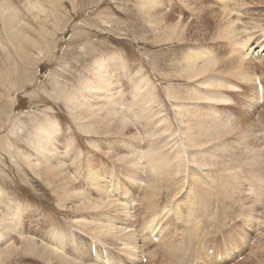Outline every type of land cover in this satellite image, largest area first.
I'll return each instance as SVG.
<instances>
[{"label":"rangeland","instance_id":"obj_1","mask_svg":"<svg viewBox=\"0 0 264 264\" xmlns=\"http://www.w3.org/2000/svg\"><path fill=\"white\" fill-rule=\"evenodd\" d=\"M160 1L162 6L157 8L156 13L151 12L155 16L152 18L148 12L140 10L139 0H58L56 5L44 3L43 0H0V5L6 4L9 9L16 10L18 20L15 28L7 31L3 29L0 23V191L2 193L0 207L5 206L8 201L19 205L21 224L14 217L8 218L7 221L12 226L14 224L21 226L23 232L33 237L34 245L44 242L52 246L53 242L48 239V236L52 234H49L51 231H58L60 235H64L63 240L67 243L65 249L63 248L64 253L67 254V259L71 261L79 254V251L83 252L84 256L81 255V257L84 261L88 260L87 248L92 243L91 234L87 232H84L83 235L77 234L75 229L73 230L70 226V220L75 216V213L67 210L66 207L59 206L55 194V190L60 188L59 179L47 174L42 169H27L23 158L17 154L19 152L22 155L31 156L33 150L28 141H32L35 126H46L49 121L58 124L60 127V131L56 134L58 136L57 141L61 145H59L60 151H62L63 144L66 143L65 140L67 141L69 138L74 142L76 153L77 150L81 151L74 166L70 164L68 159L64 158V174L68 176L79 191L82 188L84 191L87 187L86 168L88 165L94 166V170H96L94 172L99 173V176H105L108 180L111 177L112 180L120 181V184L124 183L120 173L111 170L110 158L103 155L106 152L104 147L106 137L103 133L96 130L94 124L91 134L85 135L80 129L84 128L86 123L72 119L71 110L76 113L80 112L78 105L82 98L87 97L92 100L84 88L87 83L93 81L92 75L95 74L94 70H96L97 63L103 62L104 66L109 67V73H115L110 79L111 82L115 83L113 86V88L116 87L115 91L121 92L118 95L120 102L129 103L132 101L131 89L133 84L137 83L138 77L145 76L143 78L148 79L155 86L159 98L158 107L163 110V113L156 111L158 114L155 116L156 118L164 114L165 111L171 128L179 131L185 127L179 123L180 118L175 117L176 110L173 105L187 104V107L189 105L190 108H201L209 113L216 111L223 116L228 114L227 117L232 121L242 122L240 129L247 132V136H245L247 139L244 144L255 147L264 158V56L257 59L249 57L245 64L249 77L258 79V83L263 85L261 96L263 103L259 104L256 82H254L255 86L251 88L246 83L232 77V74L227 73V71L233 66L229 62L221 60L228 52L229 40L222 41L217 38L218 26H221L223 21L217 13L220 7H216V1ZM233 1L230 0V5ZM35 3H40L43 9L42 13L28 12V6ZM237 7L241 9L239 13L242 14V18H239L243 23V26L236 25V22L234 24L236 28L238 27L235 34L239 44L246 40L248 35L252 46H255L256 43L264 44V0H244L243 3L239 2ZM160 12L164 16V21L155 30L150 23L155 26V20H158L157 16ZM164 25L167 27V32L163 29ZM173 28L178 35L176 40L165 41L169 30ZM243 29L248 32L243 31ZM14 31H19L20 34L11 35ZM18 38L19 40H17ZM13 42L15 44H12ZM193 49L210 51L216 58L219 57L213 70L209 72L210 74L201 78L202 80L206 77V80H200L201 82L194 81L188 75L182 74L183 59ZM114 61L124 63L127 74L123 73L121 68L116 70ZM215 75L229 84L228 87L220 89L221 91L217 90L223 97V102L212 107L210 103L195 101L194 98L200 95H212L211 92L204 93L198 90L201 89L199 85L208 84ZM93 82L95 83V80ZM168 89L171 91V95H181L187 100L184 102L168 100L166 96ZM70 99L74 105L67 107L66 102ZM118 111L127 114L128 118L125 121L130 128L128 127L129 130L123 133L125 140L133 135L142 138L144 135H141V128L144 127L146 130V127L143 124L139 125L138 122L134 124L130 121L126 106H120ZM152 121L150 120L148 123H152ZM184 123L186 122L184 121ZM231 130L228 138L224 137L222 141L233 142L231 144L233 145L235 139H239V135L237 136L239 133L236 131L238 128H235L234 133ZM162 136L169 143L173 144L176 141L174 140L175 137L166 134ZM94 142L99 145L98 151L92 146ZM111 143L114 144L113 149H117V142L111 141ZM73 155L75 153H72ZM101 162L103 164L100 165ZM239 162L242 163L241 160ZM236 165L239 164H233V166ZM215 167L220 169L217 165ZM215 167L212 166L213 171ZM249 172L246 167L240 168V170L238 168L236 173L238 179L241 180L239 181L244 184H241L244 188H242L243 191H245L242 194L244 203L241 205L245 207V210H248L246 206L249 207L253 202L252 200H245V194L247 195L249 192V184L255 183V186L254 184L253 186L250 184V186L258 187V183ZM142 176L138 182L143 183L145 182L144 179L150 177ZM141 190L138 188L136 193L132 192L131 199L134 203L132 206L135 209L133 207V211L130 210L131 218L127 221V229L131 228L136 234L147 223L144 206L142 207L141 202H139ZM117 193L120 194V192ZM158 199L159 203L156 204L161 209L168 199L165 194H162ZM3 202L6 204L3 205ZM241 207L239 205L238 208L236 206L234 208L232 205V211L229 209L231 211L229 216L228 213L226 216L224 215L225 217L217 213L213 221L211 219L212 224L211 221L207 222L208 225L205 222V226L203 224L200 228L202 232L199 230L200 233L197 236L201 240L205 237L204 242L202 241L204 244L201 243L203 245H200L201 240L198 238V241H194L195 238L190 241L182 235L180 241L174 240L175 244L182 242L183 247L180 252L176 251V254L167 253L163 246H159L158 242L151 244L150 240L144 244L145 246L137 245L136 250L139 254L145 253L149 256H143L146 260L143 264H187L190 259H198L200 264H215L213 259L209 260L203 254L204 247L214 249L226 247L229 252L228 259H232L231 261L225 259L222 264H244V262L245 264H256L252 250L258 251V255L264 256V229L260 230L263 235L254 233L255 236L253 232H248L235 218L236 213L243 212L240 210ZM254 209L259 212V216L262 215L261 217L264 218L260 206H256ZM116 217L123 219V216L119 214ZM177 231L182 230L179 228ZM177 231L176 234L182 233H177ZM10 236L11 241L15 240V244L19 245L18 237ZM243 237L252 241L249 247L242 244ZM253 238L255 239L253 240ZM73 240L74 244H71ZM107 241L105 238V240L102 239L101 244H96V247L99 246L97 249L102 253L103 247L109 246ZM257 241L259 243L255 244ZM194 243L200 246H194ZM185 247L187 251H185ZM188 247L190 248L188 249ZM195 247L200 248V250L195 249ZM37 249L39 248L34 250ZM195 250L197 252L199 250L201 256ZM232 252L236 254L233 256ZM110 257L112 263L131 264L130 259L127 260L126 256L117 252L112 251ZM143 257L140 258L141 264ZM239 257L242 258L237 261ZM7 264L48 263L33 254L21 251L14 254ZM50 264L53 262L50 261Z\"/></svg>","mask_w":264,"mask_h":264},{"label":"bare ground","instance_id":"obj_2","mask_svg":"<svg viewBox=\"0 0 264 264\" xmlns=\"http://www.w3.org/2000/svg\"><path fill=\"white\" fill-rule=\"evenodd\" d=\"M43 1L44 3L51 4L58 2V0ZM215 1L216 7H220L217 13H219L223 21V24L218 26L217 38L222 41L229 40L228 52L221 60L229 62L233 66L227 73L232 74V77L237 78L240 82L246 83L253 88L256 84L254 82L258 79L249 77L245 64L248 62L249 57L257 59L263 56L264 44L260 45L256 43L254 44L255 46H252L249 35L240 44L237 40L235 33L238 27L236 28L234 24L236 22V25L243 26L241 21L242 14L239 13L241 9L237 7V4L239 2L243 3L244 0H232L231 5L230 0ZM161 6L162 3L160 0H139L140 10L148 12V15L152 18H155L152 13H156L157 8ZM28 10L31 13L43 12L40 3L30 4ZM163 17L161 12L158 13V20H155L154 23L155 26L152 23L150 25L156 30V27L160 26L164 21ZM0 23L5 31L15 28L18 23L16 10L9 9L6 4L0 5ZM166 28V25H164L163 29L167 32ZM243 31L246 30L243 29ZM168 33V37L164 39L165 41L176 40L178 35L174 28L170 29ZM19 34V31H14L11 35L15 36ZM16 41L14 42L16 43ZM14 42L12 44H15ZM218 59L219 57L216 58L210 51L193 49L184 57V62L182 60V74L188 75V77L193 78L197 82L204 81L206 77L202 80L201 78L210 74L209 72L213 70ZM114 66L116 70L121 68L123 73L127 72L122 62L114 61ZM108 70L109 67L104 66L103 62L96 64L95 74L92 75L95 83L91 81L86 86L84 85L85 91H88V96L92 100H89L87 97L82 98L78 105L80 112L76 113L74 110H71V114L74 121H84L86 123V128L80 129L83 134L90 135L93 129L92 125L95 124L96 130L101 131L104 137H106L104 144L106 152L103 155L110 158L112 163L111 170H116L120 173L124 180L123 184H120L121 182L117 179L112 180L110 177L108 180L105 176H99V173L94 172L96 171L94 170V166L88 165L86 168V176L88 175L87 187L84 185L86 189L83 191L82 188L79 191L68 176L64 174V158L68 159L70 164L74 166L81 151L77 150L76 153L74 150V142L70 138L67 141L65 140L66 143L63 144L61 147L62 151H60V144L57 141L58 136L56 135L60 131V127L58 124L49 121L46 126H35V134L32 137V141H28L33 150L31 156L28 157L19 152L17 154L23 158L27 169H42L47 174H51L59 179L58 184L60 188L55 190L59 206L66 207L67 210L75 213V216L70 220V226L73 230L75 229L77 234L83 235L84 232L91 234L92 243L87 248L88 260L85 258L86 260L84 261L83 257H81L84 254L81 251H79V254L72 261L67 259V254L64 253L67 243L63 240L64 235H60L58 231L49 232V234L52 233L48 236V239L53 242L52 246L44 242L37 243L38 246L34 245L33 237L23 232L21 226L19 227L15 224L12 226L8 223V218L14 217L21 224V209L19 205L8 201L7 204L5 203L6 205L3 202L5 206L0 207V227L2 226L0 229V264H7L14 254L21 251L33 254L48 264H50V261L53 264H115V262L112 263L110 257L112 251L126 256L127 260L130 259L131 264H141L140 258L147 254H139L136 250L137 245L145 246L144 244L148 240L151 243L152 236L157 237L159 246H163L167 253L174 254L176 251L180 252L183 248L181 245L182 242L175 244L176 242L174 240L180 241L183 237L182 235H184L187 240L192 241L195 238L194 241H198L199 237L197 236L200 233L199 230H201L200 228L205 222L207 224L211 219L213 221L217 213L223 216H226L228 213L229 216L232 211V205H234V208L235 206L238 208L239 205L240 207L243 205L242 194L245 191H243L244 188L242 185L244 184L240 182L241 180L238 179L236 173L238 168L240 170V168L246 167L249 169V173L253 179L258 183V187H251V183L249 184L250 188L247 195L245 194V200L248 199L253 202H251L249 207L246 206L248 210H245V207L242 206L240 210L243 212L236 213L235 215L237 216L235 218L239 220L248 232L263 235L264 233L261 234L260 230L262 228L264 229V218L261 217L262 215L259 216V212L255 210L257 208L254 209V207L260 206L264 213V158L255 147H249V144H244L247 139L245 137L247 136V132L244 129H240V127L242 128V122L238 120L232 121V119L227 117L228 114L223 116V114H219L211 109L209 110L214 112L209 113L201 108H190L189 105L187 107V104H176L173 105L176 110L174 113L175 117L180 118L179 123H182L185 128L179 131L178 129H172L169 118L165 115V111L161 116L155 117L156 115L158 116L156 111L163 113V110L158 107L159 98L155 86L148 79L143 78L145 76L142 78L138 77L140 74L137 76L139 79L136 80L137 83H134L131 89L132 101L123 103L118 98L121 92L118 90L115 91L116 87L113 88L115 83L111 82L110 79L115 73H109L110 71L108 72ZM220 78L215 75L213 80L211 82L209 81L208 84L199 85L201 89L198 91L204 93L211 92L212 95H200L194 98V100L210 103L212 107L213 105H218V103L221 104L223 97L218 91L228 87L229 84ZM202 87L207 88L203 89ZM170 93L171 91L168 89L166 94L168 100L172 99L180 102L187 100V98H182L181 95H171ZM66 104L67 107L74 105L71 99ZM120 106H126L129 119L132 123L135 124L138 122L139 125L143 124L146 127V130L144 127L141 128V135L145 137L143 136L141 138V136L138 137L136 135L137 138L133 135L125 140L123 133L129 130L130 127L125 121L128 119L127 114L125 115L121 113L122 111H118ZM150 120H153L152 123H148ZM176 125L178 126V124ZM235 128L239 130H236L239 134L235 132L237 136L239 135V139H235V144L231 145L233 142L222 141L224 137L228 138L229 131L231 129L235 130ZM163 134L175 137V143H169L166 138H163ZM111 141L117 142V149H113L112 146L114 144ZM94 144L92 145L93 148L98 151L99 145L95 142ZM72 153H75V155L72 156ZM240 160L242 163L239 162ZM235 163L239 165L233 166ZM101 164L103 163L101 162ZM216 165L220 169L217 168V170ZM221 165H223L222 170ZM212 166L216 170L214 169L213 171ZM141 175H143L142 177H150L144 179L145 182L143 183L138 182ZM253 184L255 186V183ZM253 184L251 185L253 186ZM138 188L142 189L141 195L139 194V202H141L142 207L144 206V213L147 214L145 218L147 223L136 234L131 228L127 229V221L131 218L130 210L133 211L134 207L132 206L134 203H132L131 199L132 192L136 193ZM88 189L89 191L87 192ZM159 190L162 192L160 191L158 194ZM117 192H120V194ZM1 194L0 191V201L2 199ZM162 194H165L168 200L159 209L160 206L158 207L156 203ZM178 197H180L179 200H177ZM118 214L123 216L122 220L116 217ZM114 215L115 217H113ZM238 215L241 216L239 217ZM260 217L263 219L261 220ZM179 228L182 231H177ZM147 230H149L151 236L146 233ZM176 231L177 233H182L176 234ZM69 232L71 234V230ZM10 235L18 237L19 245L15 244V240L11 241ZM105 238L108 240L109 246L103 247L104 251L102 253V251L97 249L99 246L96 247V244H101L100 242H102V239L105 240ZM204 238L203 240L199 239L201 240V242L199 241L200 245L204 244ZM250 242L252 241L247 237L242 240V244L246 245V247L250 246ZM191 243L193 244V242ZM236 243L238 242L236 241ZM258 243L257 241L255 244ZM71 244H74V240ZM196 245L194 243V246ZM35 248L39 249L34 250ZM198 249L200 250V248ZM199 250L198 252L195 251L199 253ZM209 250H212V256L208 254ZM185 251H187V248ZM185 251L182 250V252ZM252 251L253 257L256 260L254 263L264 264V261H262L264 260V256L258 255V251ZM252 251L249 252L252 253ZM203 254L207 259H213L215 264H222L225 259H228L229 252L226 248L214 249L204 247ZM235 254L233 253V256ZM199 256H201L200 253ZM231 259L228 260L231 261ZM193 261L190 259L187 264H191Z\"/></svg>","mask_w":264,"mask_h":264}]
</instances>
